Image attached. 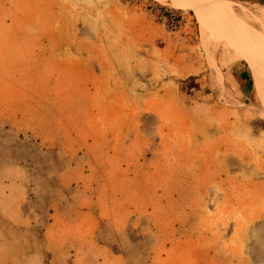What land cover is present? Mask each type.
<instances>
[{
    "label": "rangeland",
    "instance_id": "374dc122",
    "mask_svg": "<svg viewBox=\"0 0 264 264\" xmlns=\"http://www.w3.org/2000/svg\"><path fill=\"white\" fill-rule=\"evenodd\" d=\"M176 1L0 0V264H264V0Z\"/></svg>",
    "mask_w": 264,
    "mask_h": 264
},
{
    "label": "crops",
    "instance_id": "0c3cea01",
    "mask_svg": "<svg viewBox=\"0 0 264 264\" xmlns=\"http://www.w3.org/2000/svg\"><path fill=\"white\" fill-rule=\"evenodd\" d=\"M230 70L231 71H229V73H226V77L230 78V76H232L240 84L244 85V88H245L244 91H245L247 89V86L249 85V80H250V71L247 67V64L245 62H242V60L235 61L231 65ZM213 93H216V91ZM203 94L204 95H202V98H204L203 100H205L206 92H204ZM213 104H216V103L213 102ZM58 216L61 218V214H58ZM63 217L65 218V216H63ZM86 217H87V215H86ZM65 219H66V221H70L68 216ZM88 219H89V217H88ZM78 220L81 221V220H83V218L80 217ZM78 220H76V221H78ZM90 235H91V233H90Z\"/></svg>",
    "mask_w": 264,
    "mask_h": 264
},
{
    "label": "bare ground",
    "instance_id": "6f19581e",
    "mask_svg": "<svg viewBox=\"0 0 264 264\" xmlns=\"http://www.w3.org/2000/svg\"><path fill=\"white\" fill-rule=\"evenodd\" d=\"M176 3L177 4H183V3H185V4H189V5H192V6H197V7H199V6H201V7H207V8H214L213 7V4L209 1V0H180V1H176ZM178 6H180V5H178ZM217 9H218V7H216ZM260 14V13H259ZM260 16V15H259ZM263 17V16H262ZM257 19H259V18H257ZM251 51V50H250ZM244 57H245V54H244ZM247 57V59H248V61H250L249 63H251V65L254 67V69L256 68V66H255V61H254V59L253 58H251L250 57V55L248 56H246ZM253 57V56H252ZM257 70V69H256ZM259 78V77H258ZM263 78V77H262ZM263 81V80H262ZM258 82V84H259V86H260V88L262 89V85H261V82L258 80L257 81Z\"/></svg>",
    "mask_w": 264,
    "mask_h": 264
}]
</instances>
